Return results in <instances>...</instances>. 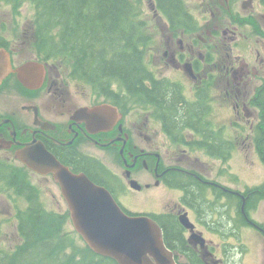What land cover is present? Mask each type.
<instances>
[{
	"label": "flooded vegetation",
	"instance_id": "af4514ba",
	"mask_svg": "<svg viewBox=\"0 0 264 264\" xmlns=\"http://www.w3.org/2000/svg\"><path fill=\"white\" fill-rule=\"evenodd\" d=\"M147 3L138 47L147 74L135 90L62 49L58 28L34 23L40 11L21 24V11L0 9V201L28 205L18 186H35L33 169L21 157L42 146L128 215L152 218L176 264H251L253 236L264 255V176L247 162L251 152L264 166V0ZM156 37L159 49L147 51ZM238 152L250 174L242 185L230 162ZM199 159L216 160L217 174ZM144 191L149 209L129 206Z\"/></svg>",
	"mask_w": 264,
	"mask_h": 264
},
{
	"label": "trees",
	"instance_id": "16d2710c",
	"mask_svg": "<svg viewBox=\"0 0 264 264\" xmlns=\"http://www.w3.org/2000/svg\"><path fill=\"white\" fill-rule=\"evenodd\" d=\"M25 1L42 13L34 16L36 25L58 28L62 49L78 50L84 61H95L91 64L95 73L123 76L128 89L143 88L147 72L138 48L143 23L139 21L137 0H0L10 3L14 10ZM111 37L117 38L115 45H111ZM18 187L29 190V203L17 211L19 242L12 247L0 246V264H118L95 253L81 235L69 229L68 210L65 214L46 209L34 185Z\"/></svg>",
	"mask_w": 264,
	"mask_h": 264
},
{
	"label": "water",
	"instance_id": "95a60500",
	"mask_svg": "<svg viewBox=\"0 0 264 264\" xmlns=\"http://www.w3.org/2000/svg\"><path fill=\"white\" fill-rule=\"evenodd\" d=\"M7 68L8 61L0 54V77ZM21 158L36 172L53 173L75 230L95 253L118 264H176L152 218L128 215L106 188L72 172L42 146L30 145Z\"/></svg>",
	"mask_w": 264,
	"mask_h": 264
},
{
	"label": "rangeland",
	"instance_id": "374dc122",
	"mask_svg": "<svg viewBox=\"0 0 264 264\" xmlns=\"http://www.w3.org/2000/svg\"><path fill=\"white\" fill-rule=\"evenodd\" d=\"M136 3L138 6V11L141 13V15L143 17V22L144 21L147 22L148 14L145 11L148 10V7H147L148 3L146 4V0H144V1L143 0H137ZM196 3H198V1H196ZM0 9L5 10V9H13V8H12L10 3L0 2ZM32 9H33V6L29 1L23 2L22 6H20V8H18V9H16V10H19L23 13L21 24L22 23L24 24L26 19L28 17H31L29 11ZM21 24L19 26H21ZM146 25H148V23ZM122 26H123V23L121 24V27ZM150 33H153L152 30L150 31ZM158 38L159 37H156L154 40L146 42L145 49L147 51L151 50L153 53H156L157 50L159 49V46H160V44L158 43ZM111 40L113 41L111 43V45H115L117 38L111 37ZM86 47L90 51V47L89 46H86ZM88 61H90V62L87 63ZM87 62H86V66L88 68H92L91 64L94 63L95 61L87 60ZM148 62L149 61H147V63ZM262 66H264V64ZM260 75L264 76V70L262 71V73ZM100 79H104V78H100ZM223 117L226 118V115H223ZM245 135L246 134H243V135L241 134L239 137V141ZM239 151L243 152L242 143H240ZM240 154L241 153H239V152L237 154H235L230 162L232 164V169L239 176L240 185H242L241 182H246L247 179L249 178L250 174H249L248 168L244 167L241 164V162L239 160ZM247 155H248L247 156V162L249 163V165L251 166L253 171L256 172L258 174L259 178L261 179V177L264 176V166L261 163H260V165H257L255 163L252 164V161L255 159L253 153L248 152ZM201 157H203V156L201 155ZM243 159H244V157H243ZM17 163H18L17 168L21 171V169L25 166H23L22 163H19V162H17ZM198 163H199L201 169H206L208 172L211 173L212 176H215L218 172L215 170V168H220V165L216 162V160H208L206 167H205V162H203L202 159H199ZM29 172L31 173L32 180L35 183L34 187L36 189L38 188L40 190L39 192L41 194V197L39 198V200L42 202L44 207L48 210H52V211H55L58 213H65L66 214L68 207L65 204V199L62 196V193H61L59 186L52 180V178H51V180H46L44 178V175H42L41 173H35L33 170H31V171L29 170ZM247 183H250V185H253V183L254 184L257 183V181H254V175H252L251 181L247 182ZM147 194H148V191H144L143 194L139 193V192L134 193L133 194V200L132 199L128 200L130 202L129 206H135V208L149 209V205L153 204V202L151 201V199L146 197ZM144 199H147L146 200L147 203H141V204L139 203L140 206H137L139 204L136 205L137 202L142 201ZM18 209H19L18 207L12 208V207L8 206L6 203H4L3 201H0V246H2V247H5V248H7L9 246L12 247L19 242L18 232H17V224H16L17 223L16 215H17ZM69 220H70V218L68 217V223H69ZM68 226H69V229L71 231L75 230L72 222ZM244 237H246V238L249 237L247 232L244 234ZM253 238H254V236L251 239L252 247L254 246L253 252H251V251L248 252L249 251V249H248L246 251L247 252L246 255L253 254V256L250 257L253 260V262L251 264H264V255H262V253L257 248L255 238L254 239ZM79 242H81V241L79 240L78 244H79ZM81 246H84L83 243H81ZM260 258H263V259H260ZM243 260H244V258H243Z\"/></svg>",
	"mask_w": 264,
	"mask_h": 264
}]
</instances>
